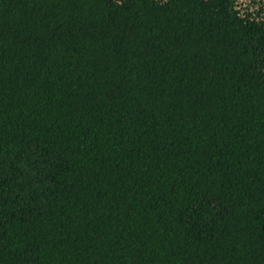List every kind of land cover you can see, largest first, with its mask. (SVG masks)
<instances>
[{
  "label": "trees",
  "instance_id": "16d2710c",
  "mask_svg": "<svg viewBox=\"0 0 264 264\" xmlns=\"http://www.w3.org/2000/svg\"><path fill=\"white\" fill-rule=\"evenodd\" d=\"M0 264H264V0H0Z\"/></svg>",
  "mask_w": 264,
  "mask_h": 264
}]
</instances>
